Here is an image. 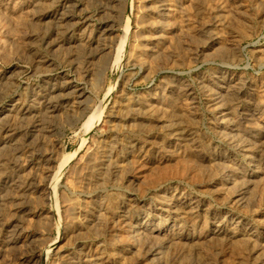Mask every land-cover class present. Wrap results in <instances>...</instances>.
I'll use <instances>...</instances> for the list:
<instances>
[{
    "label": "rangeland",
    "instance_id": "obj_1",
    "mask_svg": "<svg viewBox=\"0 0 264 264\" xmlns=\"http://www.w3.org/2000/svg\"><path fill=\"white\" fill-rule=\"evenodd\" d=\"M0 264H264V0H0Z\"/></svg>",
    "mask_w": 264,
    "mask_h": 264
},
{
    "label": "bare ground",
    "instance_id": "obj_2",
    "mask_svg": "<svg viewBox=\"0 0 264 264\" xmlns=\"http://www.w3.org/2000/svg\"><path fill=\"white\" fill-rule=\"evenodd\" d=\"M59 15V14H58ZM61 15V14H60ZM64 16V15H63ZM66 16V15H65ZM68 16V15H67ZM56 17V16H55ZM59 17V16H58ZM62 17V16H61ZM63 18V17H62ZM59 21V19H58ZM63 21V20H62ZM58 23V22H57ZM61 23V22H60ZM127 23V22H126ZM128 24V23H127ZM58 25V24H57ZM68 25V24H67ZM66 25V27H67ZM59 26V25H58ZM61 26V25H60ZM59 26V28H61ZM68 28V27H67ZM110 28V27H109ZM108 29V27L106 28ZM67 31V30H66ZM109 32V31H108ZM122 36L118 39L119 42H117L116 47L113 49V53H112V66H115L119 63L123 53H124V47H125V43H126V39L128 36V26L127 25H123V30H122ZM99 103V102H98ZM102 104V103H101ZM96 107V108H95ZM94 107V109L91 111V113L85 118V120L82 122V124H80V130L81 132L85 133L88 132V130L95 125L96 123H98V119H99V107H97V105ZM82 133V134H83ZM85 135V134H84ZM67 160V159H66ZM66 160H63V162H60L58 169L56 170V172H58V170H60L63 165L66 163ZM58 176V175H57ZM59 178V177H58ZM58 180V179H57ZM52 181V180H51ZM56 183V181L54 182V184ZM50 186V185H49ZM54 185L53 187H51L50 189L53 191ZM48 188H46L47 190ZM45 190V191H46ZM51 191V192H52Z\"/></svg>",
    "mask_w": 264,
    "mask_h": 264
}]
</instances>
